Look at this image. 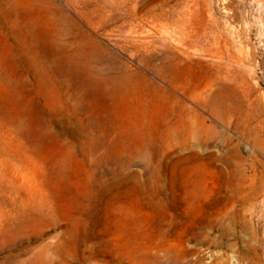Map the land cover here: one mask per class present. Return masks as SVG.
<instances>
[{
  "label": "rangeland",
  "instance_id": "374dc122",
  "mask_svg": "<svg viewBox=\"0 0 264 264\" xmlns=\"http://www.w3.org/2000/svg\"><path fill=\"white\" fill-rule=\"evenodd\" d=\"M114 1L0 0V264H264V0Z\"/></svg>",
  "mask_w": 264,
  "mask_h": 264
},
{
  "label": "bare ground",
  "instance_id": "6f19581e",
  "mask_svg": "<svg viewBox=\"0 0 264 264\" xmlns=\"http://www.w3.org/2000/svg\"><path fill=\"white\" fill-rule=\"evenodd\" d=\"M119 0H115L114 2L117 3ZM125 1H129V0H125ZM128 4V2H127ZM232 60V59H231ZM191 122V121H190ZM208 142H211L214 138V135L217 133L216 129L212 126L208 127ZM194 131V130H193ZM192 131L191 127L189 128V135L187 137V141L180 143L183 145V148H188V149H193L195 148L199 143L196 142V138L195 139V133ZM205 143V142H204ZM227 143V142H226ZM206 144V143H205ZM191 157H193V155H191Z\"/></svg>",
  "mask_w": 264,
  "mask_h": 264
}]
</instances>
